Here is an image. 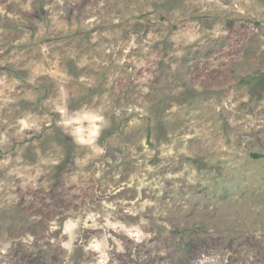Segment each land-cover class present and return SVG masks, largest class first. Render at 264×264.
<instances>
[{"label": "rangeland", "instance_id": "374dc122", "mask_svg": "<svg viewBox=\"0 0 264 264\" xmlns=\"http://www.w3.org/2000/svg\"><path fill=\"white\" fill-rule=\"evenodd\" d=\"M105 236L106 264H264V0H0V264Z\"/></svg>", "mask_w": 264, "mask_h": 264}, {"label": "clouds", "instance_id": "9594fccd", "mask_svg": "<svg viewBox=\"0 0 264 264\" xmlns=\"http://www.w3.org/2000/svg\"><path fill=\"white\" fill-rule=\"evenodd\" d=\"M82 119H89L88 116H83V117H78L77 120L75 121V123H79L80 120ZM91 119L93 121H103V117L100 116V115H96V116H93L91 117ZM23 123V122H22ZM67 123L71 124L73 123V121H68ZM25 127H27L28 125L25 124L24 125ZM102 125H97V124H93L92 127L90 129L87 130L88 132V135H87V138H85V136H83L81 133L84 131L80 128H77L75 131H76V136H77V141L79 143H86V144H93L96 137L99 136V133H100V127ZM98 152H102L103 149H97ZM109 207H111V205H109ZM89 219H93L92 216H89ZM80 224V220L77 219L75 221H72V220H69L64 228V231L67 232V233H71L72 230L76 229L78 227V225ZM95 226V225H94ZM51 227L53 229H55L57 227V225L55 224V222L52 223ZM105 228H112L114 230H117V231H120V230H123V231H126L129 235H134L136 234V232L138 230H129V229H126L124 227L123 224H120L119 222L117 223H111L110 221H108L107 217L105 218V225H104ZM31 239V237H29V240ZM75 239L74 236H70V239H69V242L65 243L64 244V247L65 248H69L71 249V242L72 240ZM107 240H108V237L105 236L101 241L97 242L95 240V238L93 239V241L89 244V247L97 252H101V264H106V254L102 251V249H107L108 248V244H107ZM116 243H119L118 241Z\"/></svg>", "mask_w": 264, "mask_h": 264}]
</instances>
